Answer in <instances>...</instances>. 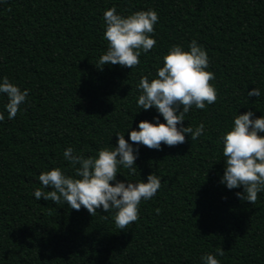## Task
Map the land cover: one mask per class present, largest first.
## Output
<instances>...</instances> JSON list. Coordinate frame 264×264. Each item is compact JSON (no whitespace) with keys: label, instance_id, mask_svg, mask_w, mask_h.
Returning <instances> with one entry per match:
<instances>
[{"label":"trees","instance_id":"16d2710c","mask_svg":"<svg viewBox=\"0 0 264 264\" xmlns=\"http://www.w3.org/2000/svg\"><path fill=\"white\" fill-rule=\"evenodd\" d=\"M112 7L125 17L159 14L157 44L133 69L95 65L107 50L103 13ZM193 40L209 55L219 96L185 116V127L205 125L201 137L186 134V143L162 150L139 145L136 174L121 166L120 181L161 178L155 197L139 206V220L121 231L114 211L101 208L93 217L83 207L37 200V188L51 190L41 173L59 167L74 176L67 148L98 156L118 146L116 133L132 144L141 121L156 122L155 107L137 106L139 80L157 78L171 46L190 51ZM4 76L29 96L8 119L0 93V264H204L210 253L221 264H264V192L251 204L236 196L242 187L221 183V137L239 114L264 116V0H0ZM254 88L260 97L248 96Z\"/></svg>","mask_w":264,"mask_h":264},{"label":"clouds","instance_id":"9594fccd","mask_svg":"<svg viewBox=\"0 0 264 264\" xmlns=\"http://www.w3.org/2000/svg\"><path fill=\"white\" fill-rule=\"evenodd\" d=\"M103 20L106 25L104 40L108 46L95 64L98 69L102 70L106 65L133 69L140 64L141 53H148L157 44L153 34L159 14L154 9L136 11L125 17L112 7L103 13ZM189 48L190 51H186L180 45L171 46L163 57V66L157 69V78L150 81L148 76H143L137 85L141 92L137 106L144 111L155 107L166 123L160 122V116L155 118V123L141 121L139 130L130 132L132 144L125 139V134L116 133L118 146L101 148L98 156L85 158L76 154L72 147L67 148L63 155L74 169V176L65 174L59 167L41 173L39 181L51 190L37 188L36 199L56 205L67 204L77 211L83 207L93 217L101 208L105 213L114 211L115 226L121 231L137 222L139 206L142 201L155 197L162 187L161 178L152 173L147 182L120 181L117 176L121 166L130 175L136 174L139 145L162 150V145L174 147L186 143V134L191 135L192 141L201 137L205 125L201 123L195 129L190 125L185 127V116L194 107L205 110L219 96L212 83L216 79L215 73L207 70L210 67L207 51L195 40ZM0 93L8 98V119H15L29 91H22L4 76L0 81ZM260 95L257 88L248 92L249 97ZM254 117L253 111L237 115L231 130L221 137L226 161L221 183L229 190L242 187L243 191L237 192L236 196L251 204L256 203L258 193L264 192V116ZM4 119L0 112V121ZM160 211L156 209L158 214ZM103 218L108 219V215ZM217 254L222 257L225 250L218 248ZM201 259L204 264H221L217 255L211 253Z\"/></svg>","mask_w":264,"mask_h":264}]
</instances>
